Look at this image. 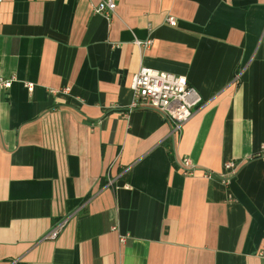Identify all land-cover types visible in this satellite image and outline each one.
<instances>
[{
  "label": "crops",
  "instance_id": "obj_1",
  "mask_svg": "<svg viewBox=\"0 0 264 264\" xmlns=\"http://www.w3.org/2000/svg\"><path fill=\"white\" fill-rule=\"evenodd\" d=\"M101 1L0 2V264H264V0ZM141 66L200 94L180 133Z\"/></svg>",
  "mask_w": 264,
  "mask_h": 264
},
{
  "label": "built area",
  "instance_id": "obj_2",
  "mask_svg": "<svg viewBox=\"0 0 264 264\" xmlns=\"http://www.w3.org/2000/svg\"><path fill=\"white\" fill-rule=\"evenodd\" d=\"M2 0H0L1 2ZM116 9L113 0H103L94 6L95 12H102L107 17H111ZM170 24H175V18H167ZM138 45L149 46L151 39L138 40ZM15 76L10 78L0 77V89L11 88ZM28 89L32 90L33 83H27ZM134 100L132 107L142 106L143 108L153 109L163 115L173 124L172 133H180L183 126L192 118L194 108L201 102V96L197 90L191 86L187 77L180 74L161 71L149 66H141L134 75L132 81ZM56 92V90H52ZM182 169L186 174H193L196 170L195 164L189 157L182 158ZM238 165L233 160H227L221 178L224 183H229L236 175ZM62 224L51 230L48 237L54 238L60 231ZM121 242L126 241V236L120 238ZM264 257V251H261Z\"/></svg>",
  "mask_w": 264,
  "mask_h": 264
}]
</instances>
